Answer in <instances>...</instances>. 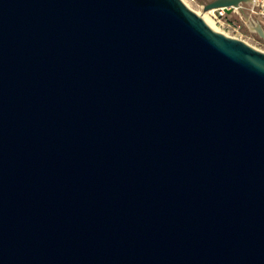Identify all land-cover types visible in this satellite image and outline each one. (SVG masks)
I'll return each mask as SVG.
<instances>
[{
  "label": "water",
  "instance_id": "95a60500",
  "mask_svg": "<svg viewBox=\"0 0 264 264\" xmlns=\"http://www.w3.org/2000/svg\"><path fill=\"white\" fill-rule=\"evenodd\" d=\"M0 264H264V50L183 0H0Z\"/></svg>",
  "mask_w": 264,
  "mask_h": 264
},
{
  "label": "built area",
  "instance_id": "2783aa9c",
  "mask_svg": "<svg viewBox=\"0 0 264 264\" xmlns=\"http://www.w3.org/2000/svg\"><path fill=\"white\" fill-rule=\"evenodd\" d=\"M207 11H209L213 23L217 25L219 28H221L223 32H225L228 35L236 36L235 33L229 34L228 32H226V30L238 31L240 29V23L231 18L232 12L241 14L242 12L248 11L264 17V0L245 2L241 4L240 7H236L231 12V14L227 13L223 7H217L216 9H211Z\"/></svg>",
  "mask_w": 264,
  "mask_h": 264
},
{
  "label": "rangeland",
  "instance_id": "374dc122",
  "mask_svg": "<svg viewBox=\"0 0 264 264\" xmlns=\"http://www.w3.org/2000/svg\"><path fill=\"white\" fill-rule=\"evenodd\" d=\"M189 1L193 9L201 11L203 9V5L209 2L210 0H189ZM231 18L240 23V29L238 31L226 30V32H228L229 34L235 33L237 37L243 39L245 42L247 41L256 48L260 50L261 49L264 50V38L262 37V35L258 33L256 28L249 27L247 22L245 23V21L242 18H240L239 13L232 12ZM256 18L254 17L255 23H257L258 22L257 20H259Z\"/></svg>",
  "mask_w": 264,
  "mask_h": 264
},
{
  "label": "crops",
  "instance_id": "0c3cea01",
  "mask_svg": "<svg viewBox=\"0 0 264 264\" xmlns=\"http://www.w3.org/2000/svg\"><path fill=\"white\" fill-rule=\"evenodd\" d=\"M210 1H212V0H210ZM253 1H255V0H250L248 2H253ZM254 17L255 18L257 17L256 19H259V20H257L258 21L257 23H255ZM240 18H242L245 21V23L247 22L248 26L251 27V28H253V27L257 28L256 27L257 24L262 25V27L264 28V17H262V16H257L256 14H253L251 12L245 11V12H242L240 14Z\"/></svg>",
  "mask_w": 264,
  "mask_h": 264
},
{
  "label": "bare ground",
  "instance_id": "6f19581e",
  "mask_svg": "<svg viewBox=\"0 0 264 264\" xmlns=\"http://www.w3.org/2000/svg\"><path fill=\"white\" fill-rule=\"evenodd\" d=\"M185 3H187V5H189L191 8V4H190V1L189 0H183ZM195 10V9H194ZM198 14L202 15L204 17V19H206L210 24H211V27L212 28H217L219 30H222L221 28H219L217 25H215L210 17V13L209 11L207 10H201V11H198V10H195Z\"/></svg>",
  "mask_w": 264,
  "mask_h": 264
}]
</instances>
